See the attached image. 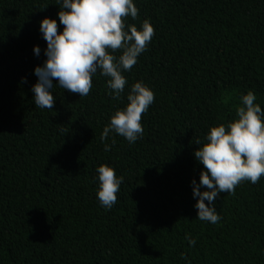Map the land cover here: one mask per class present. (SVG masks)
<instances>
[{
    "label": "trees",
    "instance_id": "16d2710c",
    "mask_svg": "<svg viewBox=\"0 0 264 264\" xmlns=\"http://www.w3.org/2000/svg\"><path fill=\"white\" fill-rule=\"evenodd\" d=\"M134 2L126 23L148 19L155 35L123 73L121 99L98 72L88 96L56 86L54 109L42 110L31 91L46 60L40 21L62 31L59 5L0 0V264H264V176L219 194L217 224L197 218L191 185L203 170L195 140L234 120L249 91L264 110V0ZM138 81L155 94L143 137L102 141ZM101 165L123 177L111 210L96 195Z\"/></svg>",
    "mask_w": 264,
    "mask_h": 264
},
{
    "label": "clouds",
    "instance_id": "9594fccd",
    "mask_svg": "<svg viewBox=\"0 0 264 264\" xmlns=\"http://www.w3.org/2000/svg\"><path fill=\"white\" fill-rule=\"evenodd\" d=\"M55 4L60 8L57 15L63 30L58 31L54 18L40 21L47 46L46 60L34 68L38 78L31 88L35 107L53 110L56 86L80 97L88 96L92 78L98 72L107 78L108 94L119 101L128 85L123 73L130 72L147 51L155 35L153 25L148 19L139 28L126 23L128 17L138 18L134 0H56ZM117 51L119 56L115 55ZM33 52L38 57L40 47L34 46ZM154 100L155 94L148 85L143 81L133 83L127 93L128 103L110 117L101 140L107 141L111 134H116L135 144L144 135L142 114L148 112ZM256 100L252 91L242 95L234 120L210 127L205 142L195 140L199 148L194 157L203 170L199 183L193 179L191 185L200 221L217 224L222 219L214 204L219 194H234L242 182L256 184L264 176V110ZM115 143L113 136L111 144H104V151H111ZM96 173L100 206L111 210L117 203L123 177L107 165L98 166ZM185 238L195 246L194 239L187 235Z\"/></svg>",
    "mask_w": 264,
    "mask_h": 264
}]
</instances>
